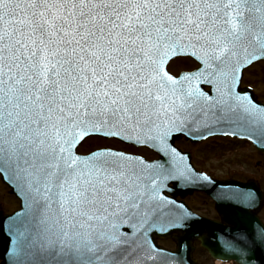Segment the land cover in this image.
I'll use <instances>...</instances> for the list:
<instances>
[{"label": "snow or ice", "instance_id": "snow-or-ice-1", "mask_svg": "<svg viewBox=\"0 0 264 264\" xmlns=\"http://www.w3.org/2000/svg\"><path fill=\"white\" fill-rule=\"evenodd\" d=\"M194 61L173 73L175 62ZM264 0H0V176L22 198L5 264H187L198 218L164 195L199 183L241 215L212 239L255 264L264 195L217 185L175 147L222 134L264 151ZM100 137L112 146L78 152ZM181 233L180 247L155 243ZM14 245V247H13Z\"/></svg>", "mask_w": 264, "mask_h": 264}, {"label": "rangeland", "instance_id": "rangeland-1", "mask_svg": "<svg viewBox=\"0 0 264 264\" xmlns=\"http://www.w3.org/2000/svg\"><path fill=\"white\" fill-rule=\"evenodd\" d=\"M249 72V81L256 87L257 93L264 101V72L259 70V66L250 69ZM104 144L119 146V144L106 142L102 139H91L82 145L80 150L84 152ZM180 144L183 148L192 151L196 165L211 175L219 178L234 177L242 180L254 178L264 187V153L258 152L248 142L227 138H212L196 145L188 144L186 141L180 142ZM3 190H0V197ZM190 195V197H186V200L195 210L210 217H217L214 202L207 194L195 192ZM11 198V196L3 195L0 201L8 209L13 210L19 206V203ZM163 244L170 248L174 247V243L170 241H165ZM194 254L204 263L218 264L199 245L194 250Z\"/></svg>", "mask_w": 264, "mask_h": 264}, {"label": "water", "instance_id": "water-1", "mask_svg": "<svg viewBox=\"0 0 264 264\" xmlns=\"http://www.w3.org/2000/svg\"><path fill=\"white\" fill-rule=\"evenodd\" d=\"M254 99L257 100L255 96H254ZM257 102L260 103L259 101H257ZM206 137H208V136H206ZM214 181H216L217 185H225V184L250 185L254 189L255 192L264 195L263 191H261V189L259 188L258 183L255 181H249V182H240L237 180H220V181L214 180ZM170 183H173V182H169V184ZM199 183L200 182H197V184H195V185H189L186 187H176L175 184L173 183L174 185L172 187L169 186V188L165 191L171 192L175 197L179 194H181L182 196H185L186 194L191 193L194 190H204L198 186ZM204 191H206L210 196H212L215 199L216 209L220 212V214L222 216V222L217 221V220L206 219V218H202V217H196V218H198L197 223H196V229L200 233V235L203 236L204 238H199V237L191 238L190 236L185 238V245L186 246L184 247L183 252H184V255L187 259V264H189V263L190 264H197L196 260L192 258V252L194 249L193 241L195 239L200 240L201 245L204 248H206L214 258L222 259V260H235V261H237L236 259L228 258L229 254L225 253L222 246H220L217 241L212 239V233L213 232H219L222 228H226V227L230 226V224L234 223L237 220V218L241 215V212L235 206H233L229 203L219 202L215 198L213 190H204ZM164 195H165V192H164ZM20 199L22 201L21 197H20ZM178 202H180V201H178ZM21 206H22V203H21ZM260 208L261 207H259V209ZM20 211H22V207L20 210L16 211L13 216H10L9 218L4 216L0 219V257L3 259L0 264H5V255L4 254H5V251L9 248L8 236L5 235V230H8L10 233L12 226L16 223V219H15L16 213H18ZM258 211H254V213H253L254 217L259 222H262L257 215ZM180 235H181V233H179L177 236L174 237L176 242H177L178 248L180 247V243L176 237H178ZM157 236L162 237V236H169V235L161 234V235H157ZM13 247H14V245H13ZM255 258H256L255 264H264V249H257L255 252Z\"/></svg>", "mask_w": 264, "mask_h": 264}, {"label": "flooded vegetation", "instance_id": "flooded-vegetation-1", "mask_svg": "<svg viewBox=\"0 0 264 264\" xmlns=\"http://www.w3.org/2000/svg\"><path fill=\"white\" fill-rule=\"evenodd\" d=\"M196 63L194 61H188V62H175L173 63L172 65H170V71H172L173 73H179L181 71H191L193 70L195 67H196ZM250 70H248L246 73H245V78L243 80V83L242 85L243 86H248V85H251L252 83L249 81V72ZM98 137H93V138H90V139H87V140H91V139H96ZM99 139H102V138H99ZM104 140V139H103ZM106 142H114V141H110V140H104ZM186 141L188 144H192L190 141H187L184 136H182L177 142L179 144V146L182 148V149H185L181 146L180 142H184ZM115 144H119L118 147L120 148H123V149H126L127 151L131 152V153H137V154H141L143 155L144 157H146L147 159L149 160H155L159 157V154L157 152H155L154 150H151L149 148H145V147H136L134 145H131V144H121V143H118V142H114ZM94 149V148H92ZM194 158V156H193ZM260 184V183H259ZM260 186L262 187V185L260 184ZM3 190V194L1 197H3V195H6V196H11L13 200H18L15 195H13L11 193V190L10 188L2 181V178L0 176V190ZM262 189L264 190V187H262ZM191 195H188L187 197H190ZM0 197V199H1ZM15 208L13 210L11 209H8L1 201H0V213L2 211H4L5 213H10L12 211H14ZM259 216L260 218L264 221V206H261V208L259 209ZM165 241H170V242H173L172 240H165ZM164 241V242H165ZM160 243V242H159ZM196 244V249H197V246L199 245L197 242L195 243ZM168 247V246H167ZM171 248H174V247H171ZM198 261L201 263V264H207V263H204L203 261H201L198 257H197Z\"/></svg>", "mask_w": 264, "mask_h": 264}]
</instances>
